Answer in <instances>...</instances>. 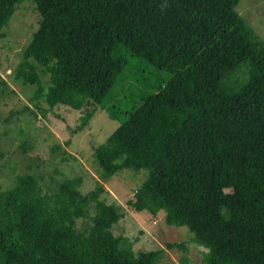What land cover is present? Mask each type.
Returning <instances> with one entry per match:
<instances>
[{
  "label": "trees",
  "instance_id": "16d2710c",
  "mask_svg": "<svg viewBox=\"0 0 264 264\" xmlns=\"http://www.w3.org/2000/svg\"><path fill=\"white\" fill-rule=\"evenodd\" d=\"M21 1L0 0V38ZM30 1L38 26L13 77L35 85L36 107L88 99L117 126L86 193L79 176L44 191L29 172L0 190V264H157L162 248L111 232L123 215L100 181L122 169L146 171L126 205L185 226L201 264H264V40L238 0Z\"/></svg>",
  "mask_w": 264,
  "mask_h": 264
},
{
  "label": "rangeland",
  "instance_id": "374dc122",
  "mask_svg": "<svg viewBox=\"0 0 264 264\" xmlns=\"http://www.w3.org/2000/svg\"><path fill=\"white\" fill-rule=\"evenodd\" d=\"M234 10L264 40V0H238ZM38 21L34 4L22 0L2 29L0 79L4 84L0 83V133L9 139H0V190L11 186L17 174L29 172L44 191H50L53 182L79 176L78 189L86 193L98 180L93 149L106 141L117 122L88 99L71 97L51 108L40 99L36 102L39 108L34 105L31 96L35 85L15 79L13 73ZM37 73L44 92L49 84L48 73L40 66ZM145 176L143 169H122L107 181H100L103 191L99 198L117 205L123 215L112 225V234L128 237L134 252L162 248L163 256L157 264H201L205 249L192 240L185 226L166 224L162 211L151 215L126 205ZM91 214L89 209L85 218L77 219L76 227L87 222ZM167 242H180L183 247L166 248Z\"/></svg>",
  "mask_w": 264,
  "mask_h": 264
},
{
  "label": "water",
  "instance_id": "95a60500",
  "mask_svg": "<svg viewBox=\"0 0 264 264\" xmlns=\"http://www.w3.org/2000/svg\"><path fill=\"white\" fill-rule=\"evenodd\" d=\"M0 139L2 142H5L7 139H9L5 133H0ZM6 139V140H5Z\"/></svg>",
  "mask_w": 264,
  "mask_h": 264
}]
</instances>
